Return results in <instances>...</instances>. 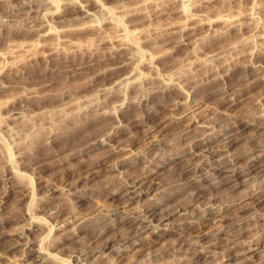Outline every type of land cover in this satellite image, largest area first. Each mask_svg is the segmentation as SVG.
<instances>
[{
    "label": "rangeland",
    "instance_id": "374dc122",
    "mask_svg": "<svg viewBox=\"0 0 264 264\" xmlns=\"http://www.w3.org/2000/svg\"><path fill=\"white\" fill-rule=\"evenodd\" d=\"M227 144L254 172L185 171ZM36 263L264 264V0H0V264Z\"/></svg>",
    "mask_w": 264,
    "mask_h": 264
},
{
    "label": "bare ground",
    "instance_id": "6f19581e",
    "mask_svg": "<svg viewBox=\"0 0 264 264\" xmlns=\"http://www.w3.org/2000/svg\"><path fill=\"white\" fill-rule=\"evenodd\" d=\"M69 14V13H68ZM227 85V84H226ZM229 85V84H228ZM231 87V86H230ZM227 88H229V86H227V87H222L221 89V92H224L225 93V91H227L228 89ZM228 92V91H227ZM231 93V92H230ZM194 115H195V113H193L191 116H189V117H187L186 118V116L184 117V119L186 118V119H193L192 120V122H191V125L192 124H194V122L196 123L197 122V126H206L207 127V125L206 124H204V122H201V118H199L198 117V119L196 118L197 116H195L194 117ZM192 117V118H191ZM185 119V120H186ZM193 128V127H192ZM191 128V131L192 130H194V129H192ZM230 128V127H229ZM240 128V127H239ZM244 128H242V129H239V132H238V134H234V136L232 137V139H231V141H233V140H238L239 139V137L241 136V134H242V130H243ZM190 130V129H189ZM190 131V132H191ZM216 136H207V137H205V138H203V140H202V142H207V141H209V140H211V139H213V138H215ZM199 144V143H198ZM204 144V143H203ZM196 145V144H195ZM198 146V145H197ZM234 146V145H233ZM233 146H232V144L230 145V144H227V146L225 147V146H222V149L221 150H223V151H226V152H223L222 153V151L220 152L221 153V157L220 158H217V157H219V156H217L216 157V154H215V152L214 151H212V153L213 154H207V152H205V150H207L208 151V149L206 148V147H200V148H194L195 146L193 145V148H194V150L193 149H189L190 150V152L192 151V154L193 155H191V157H190V159L189 160H187L186 162H185V164H184V166H185V171L186 170H189V171H191L192 170V172H193V169H199L200 167H202L203 165V163L206 161V162H209V163H212L213 164V162H215V161H218L219 163L218 164H214V166H216L217 168H218V170L220 169H224V167H225V165L227 164V163H229L230 164V162H231V164H235V162H234V160H235V157L237 156V152H239V150H237V149H235V147L233 148ZM183 148H185L186 149V147H183ZM183 148L181 149V150H183ZM220 148V147H219ZM210 149H211V146H210ZM187 150V149H186ZM214 150V149H213ZM216 151V150H215ZM210 152V151H209ZM217 153V152H216ZM225 153H226V155H225ZM262 154V153H261ZM201 155H203V156H205V158L204 159H206V158H208V159H206V160H204L202 163H200V162H198L197 163V161H196V163H194L193 162V160H195V158H197L198 156H201ZM192 165V166H191ZM257 164L256 163H251V164H248V166L247 167H244V168H237V169H232L233 171H232V176H235V175H237V174H239V175H241V173H242V171H244V169L245 168H248L249 170L251 169V168H253L252 170H253V172H254V169H255V166H256ZM257 167V166H256ZM231 169H229V168H227V169H224V170H230V173H231ZM256 169H258V168H256ZM219 170V171H220ZM222 171V170H221ZM248 171V170H247ZM256 171V170H255ZM222 173V172H221ZM227 173V172H226ZM229 173V172H228ZM162 174V172L160 171L159 173H158V176L157 177H160V175ZM220 174V173H219ZM223 175V174H222ZM239 175H237V177L239 176ZM236 177V178H237ZM234 178V177H233ZM233 178H228V179H221L220 178V181H219V184H232V185H239V184H242V182L241 181H237V180H235V179H233ZM238 179H239V177H238ZM144 178L143 179H140L137 183H135V184H133V183H130L129 181H126L125 180V182L123 183V185H121L120 187H119V189L116 191L117 193H120L122 190H125V192L123 193V194H128L129 195V197L130 198H132V197H135V196H137L136 195V193H134L135 191H137L138 190V188L139 189H142L141 187H143L142 185L146 182H144ZM195 180V179H194ZM240 180V179H239ZM233 181H236V182H234L233 183ZM189 184H193L192 182L190 183L189 182ZM129 187H132L133 189L132 190H129L128 188ZM146 188V187H145ZM145 190V189H144ZM141 191H143V189L141 190ZM140 191V193H142ZM139 193V194H140ZM251 196V195H250ZM251 198H253V196L251 197ZM248 201V200H247ZM247 203H250V201L249 202H247ZM246 203V204H247ZM156 210V209H155ZM173 210H175V209H173ZM179 211V210H178ZM142 212V211H141ZM140 212V213H141ZM156 213H159L158 212V209H157V211H155ZM154 212V213H155ZM174 212V211H173ZM176 212V211H175ZM215 211H213V213H214ZM148 213V212H147ZM147 213H142V215L141 216H144L143 218H140V216H136L135 217V219L137 220V221H141V222H144L145 220H146V217H147ZM149 214H150V212H149ZM153 214V213H152ZM155 214H153L152 216H154ZM157 215H159V214H157ZM157 215H155V216H157ZM149 216H151V215H149ZM154 216V217H155ZM150 218H152V217H150ZM166 218V217H165ZM146 222V221H145ZM110 244V243H109ZM113 244V243H112ZM106 246V245H105ZM114 246V245H113ZM110 248V247H109ZM97 253V252H96ZM102 254H103V252H102ZM99 255H101V253L99 254ZM99 255H95L94 256V258H96L97 256H99ZM201 254L199 253V254H197V256L199 257ZM102 256V255H101ZM43 258V257H42ZM40 261V260H39ZM83 261V260H82ZM38 262V261H37ZM85 262V261H84ZM83 263V262H82ZM87 263V262H86ZM85 263V264H86ZM89 263V262H88ZM37 264V263H36ZM38 264H41V263H38Z\"/></svg>",
    "mask_w": 264,
    "mask_h": 264
}]
</instances>
